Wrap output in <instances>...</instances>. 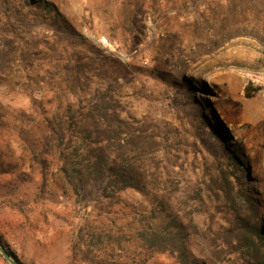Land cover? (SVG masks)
<instances>
[{
  "label": "rangeland",
  "instance_id": "rangeland-1",
  "mask_svg": "<svg viewBox=\"0 0 264 264\" xmlns=\"http://www.w3.org/2000/svg\"><path fill=\"white\" fill-rule=\"evenodd\" d=\"M42 1L53 5L70 34L100 53L95 59L118 62V68L107 67L114 77L107 82L113 99L168 136L161 155L172 176L164 186L175 191L169 200L173 212L194 227L193 254L225 264L223 254H209L206 239L228 228L233 212L209 189L225 170L224 150H234L245 166V191L264 223V0H141L130 22L121 0ZM19 5L20 0H0V238L23 264H71L75 234L95 215L92 198L64 194L42 134L45 117L75 97L58 95L30 64L54 66L46 57L60 48L92 54L24 10L15 21L11 11ZM100 38L110 48L100 47ZM99 81L93 78L87 100L107 87ZM121 199L129 208L107 227L111 238L85 239L97 262L129 261L138 252L130 223L150 205L134 190ZM0 264H8L1 255ZM147 264L177 263L157 254Z\"/></svg>",
  "mask_w": 264,
  "mask_h": 264
},
{
  "label": "trees",
  "instance_id": "trees-1",
  "mask_svg": "<svg viewBox=\"0 0 264 264\" xmlns=\"http://www.w3.org/2000/svg\"><path fill=\"white\" fill-rule=\"evenodd\" d=\"M140 1L121 0L124 13L128 12L129 22L137 12ZM19 7H13L11 11L15 21L22 20L20 15L24 10L25 16L50 22L54 28L59 27L61 36L92 54L86 56L81 50L69 53L67 49L60 48L52 50V55L46 57L54 66L45 68L41 63L30 64L32 71L43 73L47 80L53 82L52 88L58 95L66 99L75 97V101L67 99L64 106L58 105L54 113L45 117L42 134L44 154L55 163L64 194L74 198L81 196L84 200L92 198L90 201L95 215L90 220L85 218L75 234L70 249L71 264H147L157 254L170 257L177 264H217L213 260L198 259L193 254L190 231L194 227L173 212L169 203L170 194L175 191H168L164 185L171 178L172 171L166 165V157L161 155L165 153L162 142L168 141V136H161L158 125L125 112L110 93L107 82L114 77L107 67L118 68V62L95 59L100 53L84 39L70 34L68 25L50 3L20 0ZM64 59V64L60 65ZM93 78L107 87L97 90L95 96L87 100V89ZM194 96V92H189L190 101L194 100ZM206 105L210 107L209 103ZM224 152L225 170H221L220 177L214 182L217 187L209 189L215 199L224 202L234 214L229 215L228 228L221 230L219 227L214 236L206 237L209 254H223L225 264H264L262 210L245 191V166L234 150ZM171 166L177 167L175 164ZM126 190L136 191L150 205L149 211L136 213L140 218L134 217L130 223L134 226L132 231L136 232L132 242L138 252L129 261L97 262L94 257H89L85 239L111 238L107 227L123 219L121 217L126 215L125 211L129 208L121 199V193ZM236 209L242 210L243 214ZM0 246L14 261L23 264L5 248L1 238ZM108 246L110 243H105L104 250Z\"/></svg>",
  "mask_w": 264,
  "mask_h": 264
},
{
  "label": "water",
  "instance_id": "water-1",
  "mask_svg": "<svg viewBox=\"0 0 264 264\" xmlns=\"http://www.w3.org/2000/svg\"><path fill=\"white\" fill-rule=\"evenodd\" d=\"M0 255L7 261L8 264H19L16 261H14L8 252L0 246Z\"/></svg>",
  "mask_w": 264,
  "mask_h": 264
},
{
  "label": "built area",
  "instance_id": "built-area-1",
  "mask_svg": "<svg viewBox=\"0 0 264 264\" xmlns=\"http://www.w3.org/2000/svg\"><path fill=\"white\" fill-rule=\"evenodd\" d=\"M97 43H98V45H99L100 47H102V48H104V49H108V48H110V44H109V42L107 41V39H105V38H100V39H98Z\"/></svg>",
  "mask_w": 264,
  "mask_h": 264
}]
</instances>
